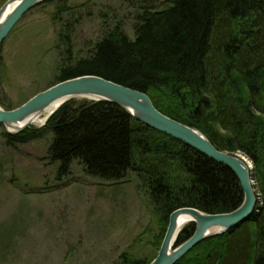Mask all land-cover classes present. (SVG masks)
Here are the masks:
<instances>
[{"label": "trees", "instance_id": "obj_1", "mask_svg": "<svg viewBox=\"0 0 264 264\" xmlns=\"http://www.w3.org/2000/svg\"><path fill=\"white\" fill-rule=\"evenodd\" d=\"M44 2H55L53 19L64 22L66 0ZM70 27L65 20L59 33L64 61L49 87L96 76L142 92L163 115L196 129L219 151L239 153L252 163L257 203L249 220L206 238L176 264H264V0H165L159 9L146 3L136 8L132 38L114 23L77 58ZM48 132L47 159L57 164V177L67 176L78 162L87 175L112 184L134 175L147 193L159 222L154 253L143 259L123 256L124 264L152 262L175 210L223 214L243 202L226 167L114 104L70 100L43 128L2 137L15 147ZM193 231L192 224L182 228L176 246Z\"/></svg>", "mask_w": 264, "mask_h": 264}, {"label": "rangeland", "instance_id": "obj_2", "mask_svg": "<svg viewBox=\"0 0 264 264\" xmlns=\"http://www.w3.org/2000/svg\"><path fill=\"white\" fill-rule=\"evenodd\" d=\"M164 1L66 0L61 22L53 19L55 2L43 0L0 46V107L15 109L54 83L64 61L59 33L65 20L71 24L73 57H83L114 23L132 38L136 8L148 3L159 9ZM3 133L8 134L1 126L0 264H124L123 256L153 255L159 222L134 175L112 184L74 162L59 178L57 164L47 159L49 132L15 147Z\"/></svg>", "mask_w": 264, "mask_h": 264}, {"label": "water", "instance_id": "obj_3", "mask_svg": "<svg viewBox=\"0 0 264 264\" xmlns=\"http://www.w3.org/2000/svg\"><path fill=\"white\" fill-rule=\"evenodd\" d=\"M43 0H6L0 7V46L22 17ZM108 102L124 109L137 122L173 138L209 160L226 167L237 179L243 202L234 211L205 214L193 208H180L169 216L159 250L150 264H176L206 238L220 236L237 228L256 210V194L251 178V165L239 154L219 151L196 129L190 128L160 113L149 97L96 76H80L59 82L35 94L21 106L5 110L0 107V125L9 135H17L31 126L33 120L47 111L46 122L57 109L70 100ZM192 224V236L176 246L182 228ZM185 225V226H184ZM182 227V228H181Z\"/></svg>", "mask_w": 264, "mask_h": 264}, {"label": "bare ground", "instance_id": "obj_4", "mask_svg": "<svg viewBox=\"0 0 264 264\" xmlns=\"http://www.w3.org/2000/svg\"><path fill=\"white\" fill-rule=\"evenodd\" d=\"M25 103V102H24ZM21 106V105H20ZM50 111H47L42 117L35 118L31 125H42L45 121V118L49 115ZM53 115V114H52ZM173 120V119H172ZM175 121V120H174ZM177 122V121H176ZM182 124V123H181ZM184 125V124H183ZM189 127V126H188ZM191 128V127H190ZM194 129V128H193ZM229 154H236V153H229ZM247 162L249 165H251V168L253 169L252 163L247 159ZM251 169V171H252ZM185 226V225H184ZM182 228V227H181Z\"/></svg>", "mask_w": 264, "mask_h": 264}]
</instances>
